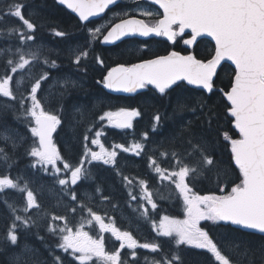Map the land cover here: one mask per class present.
Returning <instances> with one entry per match:
<instances>
[{
  "label": "snow or ice",
  "instance_id": "snow-or-ice-1",
  "mask_svg": "<svg viewBox=\"0 0 264 264\" xmlns=\"http://www.w3.org/2000/svg\"><path fill=\"white\" fill-rule=\"evenodd\" d=\"M59 2L77 13L81 21H89L90 17L103 13L106 8L116 3V0ZM148 2L162 9V12L155 13L150 9L141 10L142 17L151 18L155 15L157 18L154 22L132 16L121 19L108 29L96 27L91 32L92 37L100 39L102 36V41L109 43L129 35L148 37L154 34L166 37L173 44L182 40L184 45L192 46L198 37L206 36L214 41L213 53L210 58L198 59L192 53L182 55L173 50L167 55H158L130 66L119 65L108 71L104 77V86L123 92H135L137 89L153 86L160 94H166L168 90L196 86L212 92L215 86L214 78L221 62L230 61L234 65L229 84L225 89H220L226 101V113L231 118L232 128L238 134V138H235L228 132L224 133V140L230 149V160L235 169H238V182L230 181V191L225 193L224 188H220L219 195H201L190 186L191 179L216 166L217 161L208 150L207 143L203 139H196L187 125L179 132L182 151L159 152V157L168 158L163 162L169 163L171 170L161 167L157 158L148 155L149 167L162 181L174 185L184 208L183 219L164 215L158 223L151 221L157 236L174 240L177 248L190 245L206 250L217 264H233L230 257L218 246L219 242L201 227V221L225 222L264 234V0ZM24 8L25 5L19 0H8L6 5L0 8V21L6 17L17 21L15 26L7 30V36L15 38L17 43L0 47V60L4 62V73L0 76V107L19 112L16 118L27 125L33 139V146L27 151V154L34 158L32 167H39L49 173L61 186L65 196L70 197V212L76 214L79 210L81 213L80 221L71 225L66 215L51 216L53 222H63L47 225L49 232L58 237L56 247L69 254L79 264H93L94 258L95 264H126L121 255V250L124 249L132 250V264H136L137 249H147L156 254L150 264H177L180 257L174 252L164 251L166 241L139 242L131 231L121 230L112 217L101 215L85 205L83 200L88 197L78 194L79 183L91 176L90 169L85 167V164L102 162L104 165L115 166L117 150L136 156L146 154L145 142L149 139L148 133L142 134L144 142L134 141L128 146L116 144L109 150L101 143V132L96 131L91 138L88 134L84 135L86 143L83 155L76 164L61 155L53 141V133L57 131L61 119L57 114L46 110L42 98L38 96L42 90V82L48 79V73L38 77L31 74V68L41 62L43 53L42 47L36 44V24L26 17ZM105 31L106 34H103ZM56 35L62 36L64 33L57 32ZM87 55V51L82 52L76 56L75 63L79 64L81 56ZM43 63L48 64V60L44 59ZM51 66L55 67V61L51 62ZM186 106L182 98H178L177 110L183 111ZM139 115L135 109L120 108L117 111L103 112L99 120L106 121L117 129H131L133 119ZM154 120L156 124L153 125V131L160 123L161 116L157 114ZM93 128H89V133ZM25 139L19 134H0V140L11 142L13 151ZM175 140L174 136V145ZM88 142L99 148V151L93 150ZM11 159L5 148L0 147V164L10 168ZM193 160L195 163H191ZM172 161L175 163L172 164ZM222 175L227 177L228 174L224 171ZM217 177L219 180L220 171ZM123 179L128 186H133V181L127 176ZM138 187V193L129 191L128 195L143 209L141 215L146 220H151L150 209L146 205H150L151 210L157 208L153 193L149 191L145 180H139ZM6 190H15L21 194L23 200L22 206L3 201L12 220L5 239L14 245L18 241V229L38 226V220L30 215V210L40 209L41 205L29 187V182L23 177L0 175V193ZM96 192H100L99 187ZM102 199L107 201L109 197L103 196ZM86 226L96 232V235L86 231ZM106 233L119 242V247L113 251L106 250ZM53 264L64 262L59 256H55Z\"/></svg>",
  "mask_w": 264,
  "mask_h": 264
},
{
  "label": "trees",
  "instance_id": "trees-1",
  "mask_svg": "<svg viewBox=\"0 0 264 264\" xmlns=\"http://www.w3.org/2000/svg\"><path fill=\"white\" fill-rule=\"evenodd\" d=\"M27 3L31 7V11L34 14L37 13L39 20L43 22L44 26L39 25V27H47L46 30L49 31L48 40L55 41L54 37L63 15L66 21H70L71 18L56 5L54 0H29ZM5 5L6 3L0 8ZM24 13L27 16V12L24 11ZM11 26H15V23L10 17H6L0 23V32L3 33L0 34V47L7 46L15 40V38L7 36V30ZM69 27L66 28L67 32ZM36 28L38 30L35 31V37L40 39L41 34H38V31L41 33L43 29ZM57 52H59L58 49ZM212 53V46L209 45L202 53L196 51V56L205 59L210 58ZM99 59H102L101 63H99ZM128 59L126 60L128 61ZM96 60L92 56L88 63L82 62L81 65L73 66L64 51L52 56L49 60L50 65L52 61H55V67H64L67 76L68 73H72L73 76L71 77L77 82L75 87L61 91L59 97L56 89L51 90L50 93V111L57 114L61 119L56 134V144L61 155L69 162L76 164L83 155L84 144L86 143L83 139L84 135L88 134L91 138L96 131L101 132V143L108 149L116 144L128 146L134 141L144 142L142 134L145 132L148 133L149 139L145 142L146 154L142 153L140 156H136L133 153H123L117 150L118 156L115 166L104 165L99 162L88 164L87 167L90 169L91 176L79 183L78 194L86 195L88 198L83 200L84 204L93 207L95 211L99 209L98 212L101 215L107 214L108 216L110 212H113L116 225L123 230L125 226L119 222L117 215H122L124 218V213L127 211L130 213V218L132 216L140 217L139 214L142 209H139L137 201L131 200L128 192L138 193V181L145 180L149 191L153 193V200L157 204V208L151 210L149 205H146L150 209L151 220L145 219L143 222L145 227L144 242H148V239L166 241L164 251H171L178 255L180 260L177 264H217L210 253L190 245H182L177 248L174 240L159 237L152 230V223L148 222H158L160 217L164 215L179 218L184 210L177 209L182 206V200L178 198L174 185L168 181H162L149 167L148 155L157 158L161 167L171 170V165L163 162L168 158L159 157V152L182 151L179 132L183 126L187 125L196 139H203L207 143L208 150L213 153V158L217 161L216 166L210 167L209 170L191 179L190 186L201 195H219L221 194L220 188H224L225 193L230 191V181L238 182L236 180L238 169H235L230 160V149L227 141L224 140V133L228 132L230 136L235 138H238V134L232 128L231 118L226 113V101L220 89H225L229 84L233 69L226 64L221 66L215 77L214 89L210 93L186 86L168 90L166 94H160L156 89L147 87L133 97H121L108 94L102 89L100 83L104 75L116 64L124 62V59L108 62L106 56L104 57L103 54L99 53ZM132 63L126 64L131 65ZM102 65H105V68ZM3 66L4 62L0 60V76L4 73L2 71ZM53 68L51 66L49 72L51 81ZM178 98H182V102L187 105L183 111L177 110ZM109 107L110 109H135L140 115L133 122L131 129L107 127L104 126V122L99 120V116ZM157 114L161 116V121L153 131V125L156 124L154 117ZM16 117L17 115L7 114L6 118L3 117V119L5 118L3 121L12 123V119H17ZM189 122H191L190 125ZM8 125L11 126L12 124ZM93 125H95L94 128ZM89 128H93L91 133L88 131ZM9 129L7 130L11 133L12 130ZM22 129L20 136L26 139L17 146L15 151L11 145L2 146L12 159L9 161L10 168L0 164V175L7 174L13 178L20 176L28 181L29 187L34 191L41 208L30 210V215L38 220V226L18 229V241L13 245L5 239L12 220L3 201L7 200L8 203L22 206L23 200L21 194L15 190H6L4 193H0V264H53L55 256H59L64 264H79L69 254L56 247L58 237L49 232L47 225L63 223L60 221L53 222L51 220L53 214L66 215L70 225L77 224L80 221L81 213L79 210L76 214L70 212L68 207L70 197L65 196L61 191V186L55 182L49 173L44 174V172L35 171L30 173L28 168H31L32 161L27 151L33 145V139L27 125H22L17 120L15 131L20 133ZM174 136L176 137L175 145L172 142ZM88 143L91 147L90 142ZM171 163L174 164L175 162L172 161ZM191 163H195V161L193 160ZM218 171L221 172L219 180ZM224 171L227 172V177L222 175ZM125 176L133 181V186L127 185L123 179ZM97 187L100 189L99 193L96 192ZM103 196L109 197V200H103ZM102 211L104 212L102 213ZM201 227L219 242L218 246L230 257L233 264H264L263 237L244 232L223 222L201 221ZM85 229L90 230L87 226ZM90 234L96 235V232L90 230ZM135 237L139 242H142L139 235ZM105 238L107 251H113L119 247V242L114 240L111 234L106 233ZM125 253L121 251L122 259L125 260L126 264H132V258H129ZM155 255L150 252V256L141 262V254L138 250V257L135 259L136 264H150ZM93 264H95V258Z\"/></svg>",
  "mask_w": 264,
  "mask_h": 264
},
{
  "label": "flooded vegetation",
  "instance_id": "flooded-vegetation-1",
  "mask_svg": "<svg viewBox=\"0 0 264 264\" xmlns=\"http://www.w3.org/2000/svg\"><path fill=\"white\" fill-rule=\"evenodd\" d=\"M25 1H27V0H25ZM54 2H55V0H54ZM58 7L63 9L64 13L66 15L68 14V16L71 18V20L66 21L65 16L63 15L62 21L59 23L60 26H59L57 32H62V33H64V35H62V36L56 35L54 37L55 41L51 42L48 40L49 31L46 30L47 27H42V26H44V24L41 20H39L40 18H39V15L37 13H36V16L33 17L34 20L32 21L33 23L36 24V27L43 29V30H41V33H40V31H38V34H41L40 39L39 38L36 39V44L42 47V53L43 54L41 56V62L38 64H35L31 68V74L34 77H38L39 75H42L45 72L48 73V79L46 81L42 82V90L38 94L39 98H42V102L44 103V106H45L46 110H48V111H50V106H51L50 105L51 90L56 89V93L58 92V97H59L60 92L63 91L64 89H66L64 87H61L59 84L54 85V79L59 78L60 76H63V77L66 76V77H70V78L74 79L73 77H71V76H73L72 73H68V76H67L64 67H62V68L54 67L53 68L54 72L52 74L53 75L52 76L53 85L50 84L51 78L49 76V72L51 69V65L49 63V60L52 56H56L58 53L60 54L61 51H64L68 55V57L70 58V62L73 66L81 65L82 62L88 63V61L91 60L92 56H93L94 60H96V56L99 53L103 54L104 57L106 56V60L108 62H111L113 60L120 61V60L124 59V62H120V64L115 65V66H118V65H127L126 63H132L135 60L136 61L133 62L132 64L141 62L145 59L155 58L158 55H167L168 52L173 51V50L180 52L182 55H186L188 53H192V54L196 55V51L202 53L206 48H208L209 45L212 46V52L214 49L213 44H211L206 39L198 40L192 47H189V46L184 45L182 40H178L177 43L173 44L171 41H169L166 37H163V36H159L156 38H150L147 40H138V39L125 40L119 44H116V45L110 46V47L103 46L101 44V40H102V36H101L100 39H95L94 43L92 45H90L91 32L94 31V29L96 27H100L102 30L108 29V28H110V26L112 24L119 23L121 19H126V18H129L132 16H135L138 19L139 18L148 19L150 23L154 22V20L157 18L155 15L151 18L142 17L140 15L141 10H149L150 9L154 13L157 11L162 12V10L159 9V7L148 2V0H136V1H132V2H125L124 0H121V3L117 4L115 7L111 8V9H108L104 13V15L101 16L99 19L87 21L85 23L80 22L75 16L71 15L64 7H62V6H58ZM0 23H2V21H0ZM39 25H42V26L39 27ZM85 25H86V27H85ZM67 27H69L68 32L66 29ZM36 30H38V29L36 28ZM103 34H106V31L103 32ZM15 43H17L16 40L11 42L10 44H15ZM29 43H31V42H29ZM80 46L83 47L82 48L83 51H87L88 55L86 57H81L80 63L76 64L75 63L76 55L74 54V50H75V48H79ZM57 49L59 50V52H57ZM114 56L115 57L117 56V58H115ZM129 57L132 59H130ZM44 59L48 60V64L43 63ZM102 59H99V63H101ZM126 59H128V61ZM198 59H200V58H198ZM111 65H112V63L110 64V66ZM102 67L105 68V65H102ZM107 73L104 75V77L107 75ZM104 77H103L101 83H103ZM98 83H99V81H98ZM101 83H100V85H101ZM17 95H19V93H17ZM129 110H132V109H129ZM11 114L13 115V113H11ZM59 126L60 125H58L57 131H56L55 136H54L55 144H56V134L58 132ZM56 146H57V144H56ZM57 148H58V146H57ZM33 161H34V159L31 162V167H32ZM29 169L30 168H28V170ZM33 169L35 172H43V170L41 168H40L41 171H38L37 168H33ZM181 204H182V206H179L177 209L184 210L183 202ZM139 209L141 210V208H139ZM98 211H100V210L98 209L97 212ZM142 211H143V209H142ZM142 211H141V213H142ZM103 212L104 211H102V213ZM141 213L139 214L140 215L139 218H137L136 216H132L130 218V216H129L130 213H128L126 211L124 213V220L125 221L123 224L125 226L124 230L131 231L134 236L139 235L140 239H142L141 243H143L144 237H145V227L143 226V222L145 221V218L141 215ZM108 216H110L114 219L113 212H110ZM117 216L120 219L119 214ZM183 218H184V211L182 214H180V217L178 219H183ZM158 222H156V223H158ZM148 223H151V222H148ZM152 230L154 231L153 228H152ZM244 232H250V231H244ZM250 233L253 235H257V236L264 238V235H262V234H259L256 232H250ZM148 242H152V239H148ZM157 242H159L158 239H157ZM185 248H187V247L185 246ZM138 250L140 251V254H141L140 260H141V262H144L145 257H149L151 251L147 250V249H137L136 250L137 251V257H138ZM200 250H203V249H200ZM121 251H124L126 253L130 252L129 249H124ZM203 251L207 252L206 250H203ZM128 257L131 258L130 253H129ZM137 257L135 259H137Z\"/></svg>",
  "mask_w": 264,
  "mask_h": 264
},
{
  "label": "rangeland",
  "instance_id": "rangeland-1",
  "mask_svg": "<svg viewBox=\"0 0 264 264\" xmlns=\"http://www.w3.org/2000/svg\"><path fill=\"white\" fill-rule=\"evenodd\" d=\"M24 1V2H23ZM27 1H29V0H27ZM27 1H25V0H19V2H21V3H23L24 5H25V8H24V11L25 12H27V18L28 19H30L31 21H33L34 19H33V17L34 16H36V13L34 14V12L33 11H31V7L28 5V3H27ZM125 2H132V1H136V0H124ZM8 2V0H0V6H2L3 4H5V3H7ZM11 18V20H12V22L13 23H15V25L17 24V21L14 19V18H12V17H10ZM94 41H95V39L92 37V35H91V40H90V45H92L93 43H94ZM83 47L82 46H80L79 48H75V50H74V54L76 55V56H78V55H80L82 52H84L83 51V49H82ZM78 49V50H77ZM81 57H83V56H81ZM2 71H4V66L2 67ZM51 80H50V84H51ZM26 83H27V81H26ZM60 85L61 87H64V88H71V87H75L76 85H77V82L74 80V79H72V78H70V77H66V76H64V77H62V78H55L54 79V85ZM52 85H53V83H52ZM117 110H119V109H114V108H111L110 109V107L108 108V110L107 111H117ZM11 113H13V114H15V115H19V112L18 111H16V112H14L11 108H6V107H0V134H6V135H13V134H19V136L21 135V133H22V131H23V129L20 131V133H18L17 131H15V124L17 123V120L18 119H12V123H8V122H5V121H3L5 118H6V115L7 114H11ZM5 116V118L3 119V117ZM19 122L22 124V125H25L26 126V124L24 123V122H22V120H19ZM8 124H12L11 126H9ZM104 126H107V127H111L110 125H108L107 124V122L106 121H104ZM12 127H13V129H12ZM9 128H11V129H9ZM7 129H9L10 131L12 130V132L11 133H9V131L7 130ZM31 135V134H30ZM11 145L12 146V144H11V142H5V141H3V140H0V147H2L3 145ZM91 147H92V149L93 150H95V151H99V148H97L95 145H91ZM109 150H111V149H109ZM29 156V155H28ZM30 157V159H31V161L34 159L33 157L31 158V156H29ZM34 162V161H33ZM99 163H102V162H99ZM3 165V164H2ZM88 166V164H85V167H87ZM50 167V166H49ZM30 173H34V169H33V167H31L30 169ZM37 170L38 171H41L40 170V168L39 167H37ZM44 172V171H43ZM44 174H47V173H45L44 172ZM38 201V200H37ZM39 203V202H38ZM150 206V205H149ZM151 207V206H150ZM32 210H38V209H32ZM120 221V223L121 224H123L124 223V218L122 217V215L120 216V219H119ZM124 225V224H123ZM86 228V227H85ZM86 231H90V230H88V229H85ZM124 230V229H123ZM112 238H114V237H112ZM114 240H115V238H114ZM132 250H130V252H131ZM129 252V253H130Z\"/></svg>",
  "mask_w": 264,
  "mask_h": 264
},
{
  "label": "water",
  "instance_id": "water-1",
  "mask_svg": "<svg viewBox=\"0 0 264 264\" xmlns=\"http://www.w3.org/2000/svg\"><path fill=\"white\" fill-rule=\"evenodd\" d=\"M55 2H56V4H57L58 6H62V7H64V8H65V9H66L71 15L75 16L80 22H82V23L87 22V21H81V20L79 19L78 14L75 13V12H73L71 9H69V8L67 7L66 4H61V3L59 2V0H55ZM120 2H121V0H116V3L110 5L108 8H106L105 11H104L103 13H100V14L97 15V16L90 17V18H89V21L99 19L101 16L104 15V13H105L108 9H111V8L115 7V6H116L117 4H119ZM156 6L159 7L158 5H156ZM161 10H162V9H161ZM156 37H158V36H155L154 34H153V35H150V36H148V37H142V36H139L138 34H136V35L125 36V37H122L120 40H115V41H113V42H109V43H104V42L101 40V44H102L103 46L110 47V46H114V45H116V44H119V43H121V42H123V41H125V40H130V39L147 40V39H150V38H156ZM201 39H206V40H208V41H209L211 44H213V46H214V41H213L210 37H206V36H205V37H198V38H197V41H198V40H201ZM192 46H193V45H192ZM192 46H189V47H192ZM141 62H142V61H141ZM138 63H140V62H138ZM223 64L229 65L232 69H234V65H233L230 61H222V62H221V66H222ZM221 66L218 68V70L221 68ZM116 67H117V66H116ZM214 79H215V78H214ZM184 83L186 84V82H184ZM101 86H102V88L105 90V92H107L108 94H110V95H112V96H121V97H133V96L137 95L138 93H140L141 91L144 90V89H137L135 92L115 91V90H112V89H108V88H106V87L104 86V81H103V83L101 84ZM148 87H152V88H154L153 86H148ZM188 87H195V88H196V86H188ZM201 90H203V91L209 93L207 90H204V89H201ZM134 119H135V118H134ZM134 119H133V121H134ZM54 135H55V133H53V141H54ZM224 223H225V222H224ZM230 225H231V224H230ZM231 226H232V227H235V228H237V229L243 230V231H250V232H256V233H259V232L256 231V230L244 229V228H242V227H240V226H236V225H231ZM259 234H261V233H259ZM262 235H264V234H262Z\"/></svg>",
  "mask_w": 264,
  "mask_h": 264
}]
</instances>
